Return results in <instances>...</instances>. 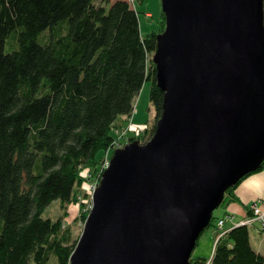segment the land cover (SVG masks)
<instances>
[{"label":"trees","instance_id":"trees-1","mask_svg":"<svg viewBox=\"0 0 264 264\" xmlns=\"http://www.w3.org/2000/svg\"><path fill=\"white\" fill-rule=\"evenodd\" d=\"M163 24L161 10L159 25L141 34L129 0H0V264L69 263L77 235L66 204L79 203L85 219L83 183L99 181L112 129L127 123L146 80L153 120L127 139L145 141L161 113L151 55ZM263 166L264 158L256 169ZM236 184L220 204L238 199ZM53 198L63 212L43 216ZM248 224L223 227L211 255L190 253L189 264H264Z\"/></svg>","mask_w":264,"mask_h":264},{"label":"water","instance_id":"water-1","mask_svg":"<svg viewBox=\"0 0 264 264\" xmlns=\"http://www.w3.org/2000/svg\"><path fill=\"white\" fill-rule=\"evenodd\" d=\"M264 0H160L152 134L115 146L68 264H189L227 186L264 158Z\"/></svg>","mask_w":264,"mask_h":264},{"label":"rangeland","instance_id":"rangeland-1","mask_svg":"<svg viewBox=\"0 0 264 264\" xmlns=\"http://www.w3.org/2000/svg\"><path fill=\"white\" fill-rule=\"evenodd\" d=\"M106 6L108 5L109 1L105 2ZM131 4L135 7L138 13V20H139V29L141 34H145L148 31L156 28L159 25V20H160V11H161V5H160V0H133L131 1ZM263 6H264V1H263ZM164 26V24H163ZM163 28V27H162ZM161 28V29H162ZM160 29V30H161ZM159 31V30H158ZM5 48H9L13 46V44L10 43L9 39H6ZM148 89H149V81L146 80L143 82L142 86L140 87L139 91L137 92L135 98H134V103L137 107L136 111L133 114V120L128 118L127 122L132 121L130 124L133 126H139L140 124L143 123L145 120L152 121L153 120V112H154V107L153 104L150 102L149 97H148ZM135 109V108H134ZM135 123V125L133 124ZM135 126V127H136ZM142 126V125H141ZM128 129L127 128V123L123 126L122 128ZM138 128V127H137ZM136 128L134 129H128L127 134L124 135L120 133L118 130L115 131V129H112V132L116 135H120V138L126 142L127 136L132 134ZM130 139V138H129ZM123 142V143H124ZM84 188L86 190L89 187V181L83 183ZM90 198V197H89ZM258 202H262V198H257L256 199ZM86 204L84 207L86 208L87 205V200H85ZM92 204V203H91ZM237 205V202L233 200H229L227 204H218L213 208V214L215 215L212 220V224H209L206 226L203 230L200 231V233L197 236L196 242L191 250V255H202L205 257H209L212 253V249L214 246V242L216 240V231L215 235L213 236V228L215 230L216 224L215 221L217 220L218 215H221L223 210H227L230 212L232 210V206ZM91 207V205L88 207V209ZM66 209L68 211L67 219L70 221V226L72 230V234L74 236L77 235V238L79 237V234L82 230L83 222L79 217V203H68L66 204ZM63 212V209L59 203L58 198H53L48 204L45 205L43 208L41 214L43 216H50V217H55L56 215L60 214ZM224 217L227 218V213H224ZM215 224V225H214ZM248 229H249V235L251 240L252 245L254 248L257 247V243L261 242L264 240V228L261 229V224L257 221H254L253 223L248 224ZM214 239V240H213ZM257 249V248H256Z\"/></svg>","mask_w":264,"mask_h":264},{"label":"crops","instance_id":"crops-1","mask_svg":"<svg viewBox=\"0 0 264 264\" xmlns=\"http://www.w3.org/2000/svg\"><path fill=\"white\" fill-rule=\"evenodd\" d=\"M134 102L135 101H133L132 112L128 116L130 119L133 118V114L137 109ZM234 191L236 195L238 196V199H231V200L237 202V205L232 206L231 207L232 210L230 212L224 209L222 214L217 216L218 218L223 216L221 227H224V228H228L231 225L237 223V221H239L240 219L248 216L251 212L250 213L247 212V207L252 206L254 202H258L256 200L257 198H262V202H258V204H261V205L264 204V166L251 171L246 176H244L241 180H239L234 188ZM224 213H227V218L224 217ZM216 221H215V224H216ZM217 228L218 227L216 224L215 229ZM214 235H215V230L213 228V236ZM249 239L251 242L252 239L250 238V235H249ZM263 246H264V240L261 241L260 243L258 242L256 248L262 250Z\"/></svg>","mask_w":264,"mask_h":264},{"label":"built area","instance_id":"built-area-1","mask_svg":"<svg viewBox=\"0 0 264 264\" xmlns=\"http://www.w3.org/2000/svg\"><path fill=\"white\" fill-rule=\"evenodd\" d=\"M130 2L131 1H133V0H129ZM131 123V121H129V122H127V128L128 129H134V128H136L135 130H137V129H139L140 127H142L143 126V123L142 124H140V127L139 126H133L132 124H130ZM135 124V123H134ZM142 125V126H141ZM138 127V128H137ZM128 129H125L124 127L123 128H121V129H119V132L120 133H122V134H124V131L126 132V131H128ZM134 130V131H135ZM123 140L120 138V135H116V137L113 139V145H112V147H115V146H119V145H122L123 144ZM108 154H106V158H105V161H104V166L106 165V163H107V159H108ZM97 183L98 182H95V181H90L89 182V187H88V189H87V191L89 192V195H90V198H89V200H87V201H89V202H87V205H86V208L88 209V207L91 205V203H92V200H91V194H92V191H93V189L95 188V186L97 185ZM222 220H223V217H219L218 219H217V221H216V224H217V230H216V237L219 235V234H221L223 231H224V229H223V227H221V222H222ZM240 222H248V223H250V222H252V221H257V222H259L261 225H264V204H258V203H254L253 204V206H252V211H251V213L248 215V216H246V217H244V218H242V219H240L239 220ZM208 260H209V258L208 259H206L205 261H204V263L203 264H207V262H208Z\"/></svg>","mask_w":264,"mask_h":264},{"label":"bare ground","instance_id":"bare-ground-1","mask_svg":"<svg viewBox=\"0 0 264 264\" xmlns=\"http://www.w3.org/2000/svg\"><path fill=\"white\" fill-rule=\"evenodd\" d=\"M254 203H258V202H254ZM254 203H253V204H254ZM253 204H252V206H253ZM252 206H251V211H252Z\"/></svg>","mask_w":264,"mask_h":264}]
</instances>
